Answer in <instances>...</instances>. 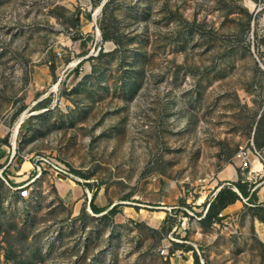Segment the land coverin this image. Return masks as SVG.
Wrapping results in <instances>:
<instances>
[{
    "label": "rangeland",
    "instance_id": "374dc122",
    "mask_svg": "<svg viewBox=\"0 0 264 264\" xmlns=\"http://www.w3.org/2000/svg\"><path fill=\"white\" fill-rule=\"evenodd\" d=\"M251 1L0 0V264H264V165L201 219L264 155Z\"/></svg>",
    "mask_w": 264,
    "mask_h": 264
},
{
    "label": "trees",
    "instance_id": "16d2710c",
    "mask_svg": "<svg viewBox=\"0 0 264 264\" xmlns=\"http://www.w3.org/2000/svg\"><path fill=\"white\" fill-rule=\"evenodd\" d=\"M106 37V35H104ZM256 144L259 146L261 145V143H257ZM232 185H234L238 191L240 192V194L242 196H247L248 195V191L246 190V187L244 185V183H242L241 181H234L231 182ZM254 191L250 194V196L248 198H251V196H253ZM240 195L234 191L230 186L228 185H223L214 195V198L209 201L208 203V208L206 210V212L204 213V215L201 217V219L203 221L206 222H210L212 220V218L216 215V213L219 211V209H221L223 206H225L228 203H232L235 199H237ZM90 207L94 212H99L102 211L103 209H100L99 207H97L93 201H90ZM113 211H115V207L112 206V208L110 209V212L112 213ZM172 250H170L171 252ZM193 264H200L198 256L194 253L193 255Z\"/></svg>",
    "mask_w": 264,
    "mask_h": 264
},
{
    "label": "built area",
    "instance_id": "2783aa9c",
    "mask_svg": "<svg viewBox=\"0 0 264 264\" xmlns=\"http://www.w3.org/2000/svg\"><path fill=\"white\" fill-rule=\"evenodd\" d=\"M251 156L255 157L257 161L260 162L261 167L263 168L264 165V155L262 152H260L259 149H257L253 143L251 142L250 145L247 146H240L235 154V159L237 160V167L240 169V181L245 182L246 180L251 179L255 174H257L259 169H254L251 163ZM57 170L65 173H69V171H66V167L64 165H53ZM264 170V169H263ZM70 174V173H69ZM229 183L228 181L224 184ZM223 184H219L216 188L217 189L222 187ZM234 191H236L239 194L238 189L233 186L231 187ZM214 192V193H215ZM251 192V191H250ZM240 195V194H239ZM245 198H248L245 197Z\"/></svg>",
    "mask_w": 264,
    "mask_h": 264
},
{
    "label": "bare ground",
    "instance_id": "6f19581e",
    "mask_svg": "<svg viewBox=\"0 0 264 264\" xmlns=\"http://www.w3.org/2000/svg\"><path fill=\"white\" fill-rule=\"evenodd\" d=\"M246 3H247L250 7H253V6H254V2L251 1V0H246ZM99 9H100V6H98V7L96 8V10H95V12H94L93 15H96L97 12L99 11ZM85 39H86V38H85ZM86 42H88L87 39H86ZM22 117H23V115L20 117L18 123H17L16 126L14 127V130H13V133H12V139H14V138H13V137H14V134H15V132H16L17 126H18L20 120L22 119ZM12 141H13V140H12ZM253 160H254V159H253ZM252 166H253L254 169H259L260 166H261V164H260L259 161H257V160L255 159V161L253 162ZM222 175H223V176H226V177H228V178H234V177H235V168H234V166L231 165V164L226 165L225 169L222 171ZM260 235H261V237L264 239V232H263L262 234H260Z\"/></svg>",
    "mask_w": 264,
    "mask_h": 264
},
{
    "label": "crops",
    "instance_id": "0c3cea01",
    "mask_svg": "<svg viewBox=\"0 0 264 264\" xmlns=\"http://www.w3.org/2000/svg\"><path fill=\"white\" fill-rule=\"evenodd\" d=\"M253 159H254V160H253ZM255 159H256L255 157L251 156V163H252V164H253V162L255 161ZM235 164L237 165V160H236V163H235ZM219 172H220V171H219ZM219 172H218V175H217V177H216V179H215V184H216V185H219V183H220V184H224V183L227 182V181H232L233 178L220 177V176H219ZM233 182H234V181H233ZM222 186H223V185H222ZM262 188H264V186H263ZM216 192H217V191H216ZM216 192H215V193H216ZM252 192H253V191H251V192L248 191V195H247V196L249 197V196H250L249 194H251ZM239 194H240V192H239ZM258 195L261 196L262 199L264 200V191H261V190H260V191L258 192ZM247 196H242V195L240 194V197H247ZM230 204H231V203H230ZM230 204H229V205H230ZM232 204H233V203H232Z\"/></svg>",
    "mask_w": 264,
    "mask_h": 264
},
{
    "label": "water",
    "instance_id": "95a60500",
    "mask_svg": "<svg viewBox=\"0 0 264 264\" xmlns=\"http://www.w3.org/2000/svg\"><path fill=\"white\" fill-rule=\"evenodd\" d=\"M105 2V0H103L102 4ZM220 189V187L217 189V191Z\"/></svg>",
    "mask_w": 264,
    "mask_h": 264
}]
</instances>
